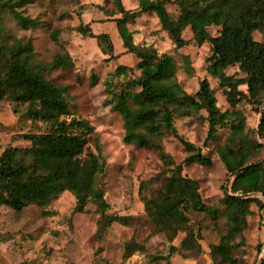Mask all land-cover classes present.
I'll use <instances>...</instances> for the list:
<instances>
[{"label": "trees", "instance_id": "obj_1", "mask_svg": "<svg viewBox=\"0 0 264 264\" xmlns=\"http://www.w3.org/2000/svg\"><path fill=\"white\" fill-rule=\"evenodd\" d=\"M136 1V11L125 9L121 0H112V4L120 15L114 21L117 35L123 48L138 59L135 67L139 76L128 81L118 93L109 95L111 109L122 119L123 143L156 151L164 167L162 172L139 185L140 195L160 185L158 198L141 197L144 213L156 231L168 232L170 242L179 232H185L180 244L183 250L192 248L194 242L193 232L187 227L189 210L203 213L214 223L222 216L226 221L225 231L214 225L220 238L219 243L211 247V259L235 264L232 239L245 229L250 205L264 207V202L255 197H264V160L252 161L263 145L245 132L244 117L235 109L242 99L257 106L255 110L264 107V0ZM31 2L0 0V102L9 100L24 106L35 131L17 135L18 140L28 145H9L0 153V209L4 207L19 213L33 205L41 216L50 218L53 216L48 211L50 202L68 192L75 199L77 213H85L89 204L95 206L99 217L97 233L102 235L113 224L127 225L126 217L111 212L99 184L106 161L103 147L94 128L75 113L69 86L54 84L46 78L55 69L73 68V60L63 49V54L55 55L49 63L39 62L31 40L10 37L7 32V17L21 30L38 27L36 19L24 16L21 11ZM171 4L178 8L176 17L167 11ZM147 14L157 18L160 29L172 41L175 50L188 44L182 36L185 30L191 33L197 47L209 45L206 73L224 90L230 111L219 110L206 78L199 81L198 90L190 95L176 78V74L186 68L168 54H158L152 47L133 43V33L128 26ZM210 27L217 28L214 36L208 32ZM76 30L95 39L99 49L112 51L107 34L93 35L88 25H80ZM255 32L261 35V42L254 40ZM57 37L56 32L51 33L53 41L57 42ZM231 67H237L245 78L228 76L225 71ZM128 69L120 65L114 74H125ZM240 85L245 86V91L238 90ZM201 111L206 114V117L198 116L207 122L206 140H215L219 129L229 131L224 146L217 152L231 178L220 200L224 207L222 214L215 206L203 203L198 183L182 175L181 165L173 166L161 143L164 136L170 135L186 153L182 164L211 166V159L180 136L174 127L175 114L198 115ZM259 114L256 135L264 140V110ZM89 144L94 146V153L86 152ZM261 225L264 228V219ZM138 251L127 243L123 258ZM258 264H264V256Z\"/></svg>", "mask_w": 264, "mask_h": 264}, {"label": "rangeland", "instance_id": "obj_2", "mask_svg": "<svg viewBox=\"0 0 264 264\" xmlns=\"http://www.w3.org/2000/svg\"><path fill=\"white\" fill-rule=\"evenodd\" d=\"M121 1L125 9L137 10L136 0ZM21 11L24 16L36 19L38 27L21 30L7 17L5 23L10 37L31 40L39 62L49 63L55 55H62L63 49L73 60V68L55 69L46 78L54 84L69 86L75 113L94 128L106 158L103 174L99 177L104 199L111 212L126 217L127 225L113 224L99 235V217L95 206L89 204L85 213H77L75 199L68 192L50 202L48 211L53 213L50 218L41 216L33 205L19 213L3 207L0 209V264H225L218 259L213 261L210 253L211 247L217 245L220 238L214 225L225 231L226 221L222 216L214 223L203 213L189 210L186 214L187 227L193 232L194 242L192 248L183 250L180 244L186 236L185 232H179L170 242L168 232L156 231L144 213L141 197L158 198L160 185L150 187L141 195L139 185L162 172L164 167L156 151L123 143L122 119L111 109L109 93H118L128 81L139 76L135 67L138 59L123 48L117 35L114 21L120 15L112 0H32ZM167 11L173 17L178 15V8L174 4L168 5ZM80 25H88L93 35L107 34L112 51L99 49L95 39L80 34L76 30ZM128 29L133 33L135 45L152 47L158 54H168L179 66L186 68L176 74L186 93H196L199 81L206 78L215 93L219 110H231L218 81L206 73L210 55L208 44L197 47L191 40V33L185 30L182 36L188 44L175 50L174 44L160 29L157 18L152 14L137 18ZM52 32L57 33V42L52 40ZM208 32L214 36L217 28L210 27ZM253 38L262 41L257 32ZM120 65L129 69L125 74H114ZM225 73L234 79L245 78L237 67L228 68ZM245 89L243 85L238 87L240 91ZM256 107L247 99H242L235 108L244 117L245 132L263 145L253 157V162L264 160V140L256 135L259 112L264 107L255 110ZM200 115L206 117L204 111L198 115L175 114L174 127L180 136L211 159V166L182 164L186 153L170 135L164 136L161 143L173 166L181 165L182 175L198 183L203 203L215 206L222 214L224 207L220 200L231 178L226 174L217 152L224 146L229 131L228 128L219 129L215 140H206L207 122L200 120ZM34 132L24 106L15 105L9 100L0 102V153L9 145H28V142L16 137ZM86 152L94 153V146L89 144ZM255 197L264 202V197ZM250 211L245 229L231 241L235 264H258L264 256V228L261 225L264 207L251 204ZM127 243L139 251L124 259Z\"/></svg>", "mask_w": 264, "mask_h": 264}]
</instances>
